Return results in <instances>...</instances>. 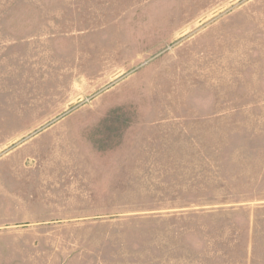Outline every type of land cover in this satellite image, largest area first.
Returning <instances> with one entry per match:
<instances>
[{
  "label": "rangeland",
  "instance_id": "rangeland-1",
  "mask_svg": "<svg viewBox=\"0 0 264 264\" xmlns=\"http://www.w3.org/2000/svg\"><path fill=\"white\" fill-rule=\"evenodd\" d=\"M0 264H264V0H0Z\"/></svg>",
  "mask_w": 264,
  "mask_h": 264
}]
</instances>
